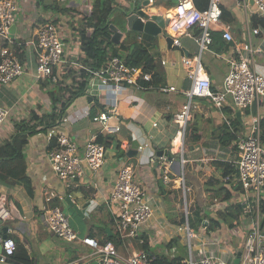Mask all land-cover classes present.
I'll return each mask as SVG.
<instances>
[{"label":"crops","instance_id":"crops-1","mask_svg":"<svg viewBox=\"0 0 264 264\" xmlns=\"http://www.w3.org/2000/svg\"><path fill=\"white\" fill-rule=\"evenodd\" d=\"M95 1L97 0H19L13 35L16 41L23 43L24 53L21 60L26 72L10 84L0 85V105L11 109L7 122L0 130V143L11 138L14 123L28 118L33 109L42 106L43 111L50 110L48 92L42 88L43 83L36 80L37 56L33 45L30 44L36 38L38 29L48 23L60 24L58 28L64 38L65 58L70 64L79 67L85 57V40L81 37V29L92 14L87 8L89 5L93 6ZM193 1L199 8L207 7L209 3V0ZM54 2H58L64 11L49 10L47 6ZM222 2V23L230 29L234 41L230 44L223 39L221 32H217L210 50L203 55L202 63L212 90L222 89L229 70L232 47L243 40L247 41L249 34L253 47L262 49L255 57L254 66L259 73L264 74V35L251 34L254 28L264 29V17L256 13L253 7L244 8L241 0ZM117 3L122 7L128 4L126 0ZM176 4L167 9L157 5L155 0V3L149 4V8L145 7V10L150 15L163 16L167 26V11ZM166 26L162 34L153 36L139 33L138 39L154 56L159 68L165 71L163 84H153L175 86L176 91L162 92L146 88L125 90L118 97L116 110L110 113L108 121L111 128L120 126L119 131H104L99 124L92 121L95 115L114 107L113 91L103 93L102 106L98 99L85 91L86 94L78 97L66 111L72 121L65 125L64 130L79 143L81 153L85 143L92 136L98 138L103 135L107 138V144H104L105 163L99 170H93L83 162L82 175L77 180L79 187H66L54 174L48 160L47 152L51 149V139L41 133L32 135L25 149L26 174L32 182L33 197L27 194L20 183L6 184L0 181V230L1 233L5 231L14 236L20 245L17 253L20 262L12 261L9 264H84L93 258V251L86 252L85 247L89 246L81 240L69 243L49 231L42 214L46 189L56 191L65 200L70 197L75 205L84 210L85 217L79 215L86 230L84 234H80L81 238L92 235L91 237L98 240L103 239L104 232L108 236L109 232L118 236L116 225L119 209L110 204L108 199L117 173L124 165L136 166V180L149 193L154 208L153 219L142 230L152 252L167 254L173 251L179 240L184 239L183 201L181 202L180 197L182 193L184 199L188 195L192 202L191 216L196 227L192 225V228L194 231H202L201 241L198 242L201 251L199 250L197 258L200 259L207 253L233 264L240 254V262L243 260L248 246L250 216L243 211L244 193L235 190L239 183L235 177L237 173L233 143L238 137L247 135L254 117L264 120V98L257 103L255 113L251 105L238 116L237 113L229 111L231 107L228 105L220 110L205 97L194 96L190 127H195L193 132L200 133L201 136L198 137L194 133L190 135L186 131L183 155L185 161L182 163L181 155L171 151V142L178 130L174 116L188 101L185 92L189 91L192 85L181 61L183 56L197 55L199 45L195 39L182 37L181 47H174L173 43L169 42L170 34ZM119 30L123 33L120 40L122 42L129 30L127 27ZM162 61L166 64L163 65ZM89 97H92V101H89ZM236 117L241 122L237 139L225 144L219 137L220 128L225 123L232 127ZM154 123H157V126H154ZM146 141L150 142L149 147L138 151L137 147ZM126 145L131 146L132 152L129 154L125 151ZM166 149L173 154L172 160L167 156L157 155L158 151ZM163 159H166V162ZM169 162L172 163L169 165ZM167 166L170 168L169 183L164 181V168ZM181 177L186 189L180 185ZM3 184L10 188L7 187L8 190L5 191ZM241 189L243 190L242 186ZM236 204H239L243 211L235 220L237 225L232 227V224L222 223L215 231L208 232L209 220L215 219L220 212H232ZM262 212L264 229V205ZM198 217L203 218V222H199ZM172 240L176 242L167 249L164 244ZM123 241L121 240V243ZM138 245L142 250L143 244L138 241Z\"/></svg>","mask_w":264,"mask_h":264},{"label":"built area","instance_id":"built-area-1","mask_svg":"<svg viewBox=\"0 0 264 264\" xmlns=\"http://www.w3.org/2000/svg\"><path fill=\"white\" fill-rule=\"evenodd\" d=\"M150 5L155 0H149ZM222 0H209L207 7L199 8L193 0H179L169 11L167 31L173 38V46L181 47V38L195 39L199 45V52L193 57L183 56L182 65L191 80V89L185 94L188 101L175 114L174 121L178 130L171 142V151L181 155L184 163V139L187 125L192 120L194 109L193 97L203 96L216 108L222 110L227 105L236 114L246 111L255 100L264 98V74L259 73L255 66V57L262 52L260 47H253L250 34L247 41L236 43L232 47V55L229 58V70L224 78L222 89L212 90L211 82L202 63L203 55L214 41L215 34L221 32L224 40L234 41V36L229 28L223 25ZM244 8L253 7L255 12L264 17V0H241ZM88 11L93 12V6H88ZM19 12V0H0V38L8 44L0 49V85H8L23 76L25 66L15 50L18 42L11 32V27L17 20ZM253 35H264V29L254 28ZM80 37V36H79ZM81 38V37H80ZM82 40V39H81ZM33 45L36 56V80L57 81L59 73L64 66L71 62L65 58V43L60 35L58 27L54 23H48L40 27L36 38L30 42ZM162 64H166L162 61ZM79 67L83 66L79 64ZM91 75L86 86V93L99 97L106 91L114 92V107L111 110L102 111L92 118L104 131H119L120 126L111 128L108 121L110 113L116 110V102L121 93L134 88L158 89L162 92L176 91L175 86L157 85L152 82V73L146 72L142 67L130 66L118 56L110 58L100 69L88 70ZM85 93V94H86ZM103 101V100H102ZM11 109L0 105V130L7 122ZM72 121V117L66 113L61 124L50 129L46 136L48 139L56 138L57 145L47 152L48 160L54 174L66 187L77 189L78 179L82 175V163L86 162L93 170H99L105 163L106 147L97 141V136H92L84 145L81 153L79 143L62 129L63 125ZM157 126V123L153 124ZM41 134V133H40ZM235 153V170L238 174V183L244 192L243 211L250 216V230L248 238L250 245L244 254L240 264H264V229L262 225V206L264 195V142L262 141L261 119L254 117L245 137H238L233 143ZM150 142L140 144L137 149H147ZM125 151L132 152L131 146L126 145ZM166 162V159H163ZM172 162H169V165ZM169 166L164 168V181L171 182ZM136 166L124 165L119 169L114 187L109 195V202L119 209V218L116 225L117 234L121 240L127 238L138 239L140 244L145 243L142 234L145 227L154 217V208L149 193L136 180ZM229 180V177H227ZM181 187L183 178H180ZM186 191V190H185ZM72 200V199H71ZM65 198L54 190L46 189L43 218L49 231L56 237L69 243L81 240L85 245L93 249V258L98 264H152L149 254L140 250L136 254L124 257L112 241L101 243L91 236L80 237L73 230L70 217L59 206V202ZM74 203V201H72ZM185 222L183 230L186 232L190 256L183 259L184 264H232L219 257L204 253L200 259H196L193 252V239L197 233L191 226L192 202L185 200ZM5 232V231H4ZM2 232V234L4 233ZM8 234V232H5ZM248 239V241H249ZM2 252L0 264H9L15 261L19 250L18 240L9 235L3 239L0 236Z\"/></svg>","mask_w":264,"mask_h":264},{"label":"trees","instance_id":"trees-1","mask_svg":"<svg viewBox=\"0 0 264 264\" xmlns=\"http://www.w3.org/2000/svg\"><path fill=\"white\" fill-rule=\"evenodd\" d=\"M177 3V0H157V5L170 8ZM49 10L64 11L58 2L47 6ZM205 8V7H204ZM116 11L123 14L122 6L116 4L114 0H97L93 5V12L85 21V26L81 29V37L85 40V57L81 60L82 68L68 64L63 71L56 69L59 73L57 81H45L42 88L46 89L49 96L50 110L43 111L42 106L38 109H33L28 118L21 119L14 123V133L11 138L0 143V181L4 183L15 182L20 183L25 188L27 194L33 197L34 191L32 182L26 174V145L28 139L32 135L47 133L50 129L55 128L61 124L62 117L66 114L67 108L71 103L80 96L85 95V89L89 82L91 73L90 69H100L106 62L118 56L123 59L126 64L130 66L142 67L144 71L152 73V82L156 85L163 84L165 79V71L160 69L158 62L150 53L147 47L138 40L139 32L128 31L126 38L119 43L112 41L113 31L111 29V17ZM124 15V14H123ZM224 17V13H223ZM8 43L0 38V49ZM226 47L228 45H225ZM16 52L22 58L24 53L23 44L15 47ZM234 113L233 109H229ZM241 122L236 117L235 124L231 127L225 123L220 128V139L225 144L232 143L237 139V133L241 129ZM191 121L187 125V134L200 137V133H195V127H190ZM262 141L264 142V120H261ZM97 141L107 144V138L100 135ZM51 148L57 145V139H51ZM237 173V172H236ZM235 175V177H237ZM238 184V183H237ZM240 184V183H239ZM235 188L239 193H244L241 189V184ZM243 214L242 208L239 204L234 205V210L228 213L220 212L215 219L209 220L207 226L208 232L215 231L221 224H232L234 227L237 222H231L228 218L237 220ZM249 216V215H248ZM250 218V217H249ZM203 222V218L199 219ZM191 226L193 225L192 216L189 217ZM185 222V217H184ZM104 238L99 239L101 243L112 241L118 248L121 245L119 235L109 237L104 232ZM92 236V235H90ZM175 240L165 243L167 249H170ZM20 248V245H19ZM142 250L146 251L152 264H184L182 257H170L166 254L159 255L150 249L147 241L142 246ZM20 262L17 255L15 262ZM21 264V263H20Z\"/></svg>","mask_w":264,"mask_h":264},{"label":"water","instance_id":"water-1","mask_svg":"<svg viewBox=\"0 0 264 264\" xmlns=\"http://www.w3.org/2000/svg\"><path fill=\"white\" fill-rule=\"evenodd\" d=\"M128 4L122 7V11L124 14L125 22L127 23L126 27L129 31H136L139 33H146L153 36H157L163 33V29L166 26V22L163 16L160 15H150L146 12L145 7H147L150 3L149 0H143V2H139V0H126ZM111 29L113 31L112 41L114 43H119L123 37V33L119 30L117 26L111 25ZM15 27L14 25L11 27V32L14 33ZM169 42L173 43V38L169 37ZM230 44H233V41H229ZM89 101H92V97H89ZM258 101L255 100L252 104L253 113H255L256 106ZM241 112H237V115L240 116ZM136 154V151H135ZM158 156H167L169 160L173 159V154L170 150H161L157 152ZM66 201L70 204L71 207L75 209V211L80 215L82 218L85 217L84 210L80 209L77 205H75L70 197H67ZM109 232V230L107 229ZM0 236L5 239L8 234L1 233ZM109 236L112 237L114 234L109 232ZM251 239L248 241V246L250 245ZM2 252V244L0 243V253ZM84 264H98L96 258H91L90 260L86 261ZM233 264H240V254L238 255L237 259L234 261Z\"/></svg>","mask_w":264,"mask_h":264},{"label":"rangeland","instance_id":"rangeland-1","mask_svg":"<svg viewBox=\"0 0 264 264\" xmlns=\"http://www.w3.org/2000/svg\"><path fill=\"white\" fill-rule=\"evenodd\" d=\"M117 1H121V0H114V2L116 4ZM85 8V7H84ZM146 8H149V7H146ZM168 9V8H167ZM169 21V19H168ZM111 25H114V26H117L119 27L120 29H125L126 28V25L127 23L125 22V19H124V15L120 12V11H116L113 16L111 17ZM57 27L60 25L58 23H54ZM59 30V28H58ZM60 32V31H59ZM64 39V38H63ZM140 41V39H138ZM69 43V42H68ZM82 97V96H81ZM96 99H98L99 101V104L102 106L104 103L102 100H100L99 97H95ZM76 100V99H75ZM74 100V101H75ZM73 101V102H74ZM72 102V103H73ZM71 103V105H72ZM70 105V106H71ZM70 106L67 108V110L70 109ZM63 128L62 129H65V125L62 126ZM3 189L6 191L8 190V188H10L9 186L3 184ZM6 186V187H5ZM12 190V189H11ZM10 190V191H11ZM11 194V193H10ZM181 202H182V213L183 215L185 216L184 214V211H185V200L187 201L188 204H190V200H189V196L187 195L184 199L182 193H181ZM9 198V203L11 202V197L10 195L8 196ZM59 206L62 208V210L69 216L71 217L70 219V223H71V226L73 228V230H75L76 232L80 234H84L86 232L85 228L83 227L85 224H84V221L83 219L78 215V213L75 211V209L73 207L70 206V204L65 200V201H61L59 202ZM263 204H264V195H263ZM188 209H190L191 211V215H192V207L190 206V208L188 207ZM229 221H234V219L232 218H228ZM194 228H196L194 225H193ZM196 230V229H195ZM197 233V236L198 238L196 239H193V247H192V252L195 256L196 259H198V252L199 250L201 251V248L199 247L198 245V242L201 241V238H202V231H195ZM240 232H244L242 230H240ZM185 234V235H184ZM183 234L184 236V239L182 240H179V242H177V244H175L174 246V249L173 251H169V253H167L166 255L170 256V257H189L190 256V249H189V245H188V239H187V235H186V232ZM184 242V243H183ZM133 243V245H131ZM85 251L88 252V251H93L92 248L90 247H85ZM119 249V253L124 256V257H129L130 255H133V254H136L138 252V250L140 251V247L138 245V241L133 239V238H127L123 241V243H121L120 247L118 248ZM85 253V252H83ZM82 253V254H83ZM81 255V254H80Z\"/></svg>","mask_w":264,"mask_h":264},{"label":"clouds","instance_id":"clouds-1","mask_svg":"<svg viewBox=\"0 0 264 264\" xmlns=\"http://www.w3.org/2000/svg\"><path fill=\"white\" fill-rule=\"evenodd\" d=\"M185 217V216H184Z\"/></svg>","mask_w":264,"mask_h":264}]
</instances>
